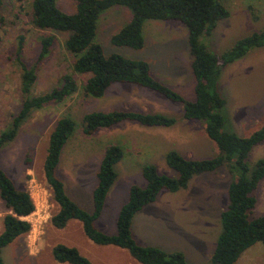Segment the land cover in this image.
Segmentation results:
<instances>
[{"label":"rangeland","instance_id":"rangeland-1","mask_svg":"<svg viewBox=\"0 0 264 264\" xmlns=\"http://www.w3.org/2000/svg\"><path fill=\"white\" fill-rule=\"evenodd\" d=\"M2 1V14L6 23L0 26V133L10 127L14 117L22 108V70L15 57L21 35L26 37L23 60L30 68L34 67L40 52L39 37L51 34L57 39L52 54L36 71L38 78L33 89L34 95L40 96L51 92L61 85L63 77L68 74L73 75L79 85L78 92L69 100L62 104L52 103L33 113L32 117L21 126L17 138L5 145L0 152V167L13 180L18 190H25L33 195L36 204V211L27 218L32 224V230L3 250L5 264H61L52 254L53 248L59 244L77 248L93 264H139L126 250L115 246H100L92 242L85 235L80 221H70L64 229H58L52 224V218L59 212L60 207L54 201L52 189L44 176V162L50 137L61 118L74 120L76 128L64 147L57 174L64 182L69 197L84 211L90 213L94 209L93 194L99 183L98 173L106 149L111 145H118L123 149V164L116 166L118 179L111 188L104 212L96 223L103 233L117 235L118 216L129 200L130 188L133 185L142 187L146 182L140 163L144 165L149 161L157 162L162 153L157 152L155 158L152 152L147 154L143 152L142 155L136 156L130 145V137L123 135L129 132V129H103L95 135L88 136L84 133V118L92 112H112L132 108L150 112H168L178 121L181 122L182 119L184 122L181 105L165 101L163 99L165 97L159 93L153 91L150 93V90L141 92L138 87L131 89V84L123 83L112 85L100 99L86 96L84 86L90 75H79L74 72L75 59L65 48L68 34L45 32L34 27L31 21L33 0ZM57 2L62 11L68 14L76 12V5L71 0H57ZM221 2L230 11V17L221 21L210 37L203 39V43L216 55L230 51L240 39L264 31V0H221ZM132 18V11L123 6H114L101 14L96 42L102 46L105 56L118 54L129 59L150 62L152 75L156 79L174 86L175 91L188 101H194L195 78L191 68L192 57L189 51L187 28L179 22L147 21L144 26L143 49L134 50L130 47L114 45L113 36L126 27ZM258 49L261 50L252 53L251 56L255 58V53L258 56L261 53V60L245 63L261 62L260 69L243 71L234 68L235 66L231 67V64L223 69V78H226L227 83L225 82L226 87L222 88V91L220 89V92L223 97L227 93L228 96L224 99L226 98L229 104L242 107L234 117L237 122H241L243 118L244 123L238 129V133L236 132L238 136L241 135L240 137L249 136L264 127V47ZM254 50L257 49L251 50L247 55ZM234 93L239 95V100L235 99L231 102L228 99L231 100L230 97ZM125 94H135L142 98L154 95L161 96L162 99L153 106H147L143 100L126 101L127 97L123 98ZM241 98L246 102L242 103ZM250 99L253 102H248ZM240 114L243 117L240 118ZM256 116L261 118V123L255 122ZM227 120L232 130L229 115ZM188 126L192 131L190 146L195 150L193 154L195 160L210 159L218 155L217 145L205 140L203 122L193 121ZM262 159H264V142L253 150L248 164L253 167ZM162 166H157L159 171ZM166 168L169 169L168 166ZM232 179L228 170L222 168L205 174L202 181L194 178L190 184V194L170 195L169 192L163 191L162 194L166 196L160 195L161 205L150 209L143 217L150 233L160 232L165 226L163 222L174 220L173 230L184 238L181 246L188 253L184 250L179 251L186 255L191 264H208L217 246L214 237H219L222 231L221 215L229 204L228 186ZM263 191V186L256 191L258 202L252 218L264 215ZM183 205L186 207L191 205L192 208L185 212L181 208V206L184 208ZM7 213L8 210L0 198V234ZM215 222L217 226L212 225ZM142 227L145 228L144 222ZM197 237L203 238L205 242L198 241ZM153 242L152 246L168 252L167 249L174 247L173 242L167 240L169 243L167 244L165 240L161 242V238L154 239ZM165 245L170 248H165ZM257 246L245 252L238 264L241 262V264H264V245L258 243Z\"/></svg>","mask_w":264,"mask_h":264},{"label":"trees","instance_id":"trees-1","mask_svg":"<svg viewBox=\"0 0 264 264\" xmlns=\"http://www.w3.org/2000/svg\"><path fill=\"white\" fill-rule=\"evenodd\" d=\"M76 12L68 14L60 9L57 0H33L31 21L34 27L45 32L68 34L65 48L74 60V72L90 75L84 94L96 98L105 96L114 84H133L156 93L169 101L183 106V118L205 124L208 137L217 145L218 155L210 159H187L177 151L167 153L165 159L175 176L160 174L157 166L143 167L146 187L133 185L129 200L122 207L117 220V235H107L98 229L107 196L118 179L116 165L124 158L118 145L109 146L98 173V186L94 191L93 212L84 211L67 194L64 182L58 176V167L63 150L73 135L76 124L70 118H61L50 137L44 162V176L52 189L53 199L59 212L52 224L64 229L70 221L83 225L85 235L100 246H115L129 252L140 264H190L183 252H167L154 246L137 242L132 232L133 219L137 213L154 203L163 191L172 193L188 188L191 180L200 175L226 168L233 179L229 186V204L221 215L222 231L214 254L208 264H237L242 254L257 243L264 245V215L252 218L257 205L256 191L264 180V159L253 167L248 160L253 149L264 142V127L249 137H240L228 125L225 111L226 100L220 92L224 67L244 58L251 50L264 47V31L240 39L222 55H216L203 43L218 24L230 17V11L221 0H71ZM0 0V26L6 23ZM114 6L129 8L133 13L131 22L113 36L116 46L141 50L145 47L144 26L147 21H173L183 24L189 33V51L192 57V72L195 78L194 101H188L174 89L152 75L147 61L133 60L122 55L105 56L102 46L96 42L101 14ZM56 37L51 34L39 37L40 52L34 67L23 60L26 37L21 35L16 46V62L21 66L23 96L22 108L10 127L0 133V152L12 143L23 123L36 111L52 103L62 104L79 90L73 75H65L59 87L44 95L36 96L33 89L37 82L36 71L52 54ZM126 122L144 127H173L177 119L160 113L135 111L92 112L84 118V133L95 135L102 129H111ZM0 198L8 213L3 220L0 234V264H5L3 250L32 230L27 220L36 211V205L28 191L18 190L13 180L0 167ZM54 259L61 264H93L77 248L63 244L52 251Z\"/></svg>","mask_w":264,"mask_h":264},{"label":"crops","instance_id":"crops-1","mask_svg":"<svg viewBox=\"0 0 264 264\" xmlns=\"http://www.w3.org/2000/svg\"><path fill=\"white\" fill-rule=\"evenodd\" d=\"M259 50H261V49L254 50L249 55H247L244 58L238 60L239 62L237 61V62L231 64V67L235 66L234 68L240 69V70H243V71L244 70H255V68L256 69H260L261 62L252 63V64L245 63V62H253V61H256V60H261V53H259L260 54L259 56L256 55V53H255V58H253L251 56L252 53H254L256 51H259ZM243 59H245V60H243ZM159 81L163 82L161 79H159ZM225 82L227 83L226 78H223V72H222V77H221V81H220V89H221V91H222V88H225L226 87V83ZM164 84L167 85V86H169L170 88H172L174 90L176 89L172 85H168L166 83H164ZM134 87H138L137 89H141L140 90L141 92L142 91L143 92L144 91H149V89L148 90H143V89H146V88H143V87H140V86H136V85L133 86V84H131L130 88L133 89ZM124 90H126V89H124ZM151 92H152V90H150V93ZM226 96H228L227 93H226ZM226 96L224 95V97H226ZM126 97H127V100L126 101H130V102H135V99H138V100H141V101L143 100V102L147 106H153V104L155 102H159L160 99H162V98H160L161 96L155 97L154 95H152V96L149 95V97H143L142 98L139 95H135V94L134 95L133 94H129V95H126L125 94L123 96V98H126ZM146 98H149V99H146ZM230 98H231V100L230 99H228V100L231 101V102L234 101L235 99L236 100H239V95L237 93H234V95H232ZM163 99H165V101H169L166 98H163ZM114 101H115V98H114ZM240 101H242V103L246 102L245 99H243V98H241ZM248 102H253V101H251V99H250ZM179 105H181V104H179ZM180 109H181L182 118H183V113L184 112L182 110V105H181V108ZM239 109H242V107L240 105L229 104L228 101H227V106H226L225 111H226L227 118H228V115L231 118L232 127L234 129V130L233 129L232 130L235 133L236 132L238 133V129L241 128V126L244 123L243 122V118L241 119V122H237L234 119L235 114L239 111ZM121 110L122 111H135V112H142V113H151V114H153V113H160V114H165V115H168V116H172L173 117V115H170L168 112H150V111L143 110V109H132V108H126V109H121ZM241 117H243V116H241V114H240V118ZM254 119L256 120L255 122H257V124L258 123H261V118L259 116H256ZM180 120H181V122L178 121V119H177V123L173 127H169V128H166V127L150 128V127L141 126V125H139L137 123L126 122V123H124V124H122L120 126H117V127L111 128V129H118V128L119 129H126V130L129 129V132H126L123 135H128L130 137V145L132 146V151L135 152L136 156L142 155L143 152H146V154L149 153V152H152V155L155 158L156 155H157V152H161L162 153L161 154V157L159 158V160L157 162L149 161L148 164H153V165H155V164L157 165L158 164L157 166L163 165L162 166V169L160 168V171L158 169V171H159L160 174H164V175H168V176H175L176 174H175V172L173 170H171L170 168H169L170 170L166 168L168 166L167 163H166V159H165L167 153H169L170 151H177L181 155H183L185 158L195 160L194 155H193L194 152H195V150H194V148H192L190 146V139H191V132L192 131L190 130V126H188L189 123H192L193 121H187V120H185L184 122H182V119H180ZM183 123H185V124H183ZM229 128H231V126H229ZM252 134H254V133H252ZM252 134H250L249 136H251ZM205 135H206L205 140L207 142L212 141L208 137V135L206 133V130H205ZM249 136H244V137H249ZM261 144L257 145L256 147L257 148L260 147ZM202 147L203 146H201V148ZM187 148H189V149H187ZM199 160H201V159H199ZM120 164L122 165L123 164V161L119 162L117 165H120ZM148 164H147V162L144 165H143V163H140V166L143 168L145 165H148ZM204 175L196 176L194 178L195 179H198V181H202ZM192 180H191V182H192ZM191 182H190V184H191ZM230 182H232V181H230ZM190 184H189L188 188L185 189V190H181V191L176 192V193H172V192H169V191H167V192H169L170 195H181V193L190 194L189 193L190 192ZM230 184H229V186H230ZM146 186H147V182H145V185L142 186V187L144 188ZM229 186H228V190H229ZM262 186H263V190H264V180L261 181L258 189L260 190ZM163 191H166V190H163ZM163 191L159 194L157 200L154 203L148 205L142 211H140L139 213L136 214V216L133 219V224H132V232H133V235H134L135 239L137 240V242L139 244H141V245H144V246H152L151 244H154V242H153L154 239H160L161 238V242L163 240H165V243H167V240H168L169 242H173L174 243V247H172L173 249H167V250H169V252H176V251H179V250H184V249H182L184 247L181 246L182 242L184 241V238L181 235H179L177 232H175L173 230L174 229L173 228V225L175 223L174 220H172V222L171 221H167V222L165 221V222H163L165 224V226H163L160 229V232L158 231L156 234L150 233V229L147 227V222L145 220H143V217L146 215V213H148V211L150 209L161 205V203L159 202V199L161 197L160 195L166 196V194H162V193H164ZM263 193H264V191H263ZM228 199H229V196H228ZM183 206H184L185 209L182 206H181V208L185 212L186 211H189V209L192 208L191 205L188 206V207H186L185 205H183ZM143 222H144V227L145 228L142 227L143 226ZM212 225H216L217 226V223L215 222ZM214 238H215V242L217 243L219 237L216 236ZM196 239L198 241L205 242L204 239L201 238V237H197ZM167 244H169V243H167ZM257 244H255L254 246H252L251 248H249L247 251H250L252 248L256 247ZM168 247L169 246L165 245V248H168ZM257 247L261 248V246H257ZM162 250H164V249H162ZM164 251H166V250H164ZM184 251L186 253H188L186 250H184ZM247 251H245V252H247ZM180 252H182V251H180ZM241 257L237 261V264L239 263ZM188 262L190 263V261H188ZM244 262H246V261H244Z\"/></svg>","mask_w":264,"mask_h":264},{"label":"built area","instance_id":"built-area-1","mask_svg":"<svg viewBox=\"0 0 264 264\" xmlns=\"http://www.w3.org/2000/svg\"><path fill=\"white\" fill-rule=\"evenodd\" d=\"M30 195H31V197H32V199H33V201H34V203H35V200H34V198H33V195L30 193ZM36 205V204H35ZM29 221V220H28ZM30 222V221H29Z\"/></svg>","mask_w":264,"mask_h":264}]
</instances>
